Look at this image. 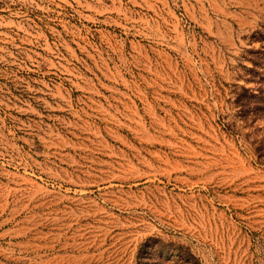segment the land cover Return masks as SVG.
I'll return each mask as SVG.
<instances>
[{"label":"rangeland","instance_id":"obj_1","mask_svg":"<svg viewBox=\"0 0 264 264\" xmlns=\"http://www.w3.org/2000/svg\"><path fill=\"white\" fill-rule=\"evenodd\" d=\"M0 264H264V0H7Z\"/></svg>","mask_w":264,"mask_h":264},{"label":"trees","instance_id":"obj_2","mask_svg":"<svg viewBox=\"0 0 264 264\" xmlns=\"http://www.w3.org/2000/svg\"><path fill=\"white\" fill-rule=\"evenodd\" d=\"M6 4H7V0H0V8L6 6Z\"/></svg>","mask_w":264,"mask_h":264}]
</instances>
